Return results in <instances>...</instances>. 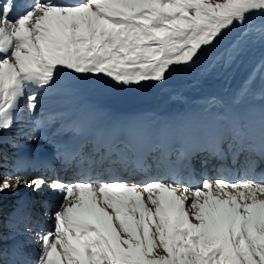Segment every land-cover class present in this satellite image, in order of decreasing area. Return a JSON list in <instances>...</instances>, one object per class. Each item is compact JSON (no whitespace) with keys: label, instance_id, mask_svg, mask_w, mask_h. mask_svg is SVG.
<instances>
[{"label":"snow or ice","instance_id":"obj_1","mask_svg":"<svg viewBox=\"0 0 264 264\" xmlns=\"http://www.w3.org/2000/svg\"><path fill=\"white\" fill-rule=\"evenodd\" d=\"M256 17L264 18V0H28L23 8L0 0V132L89 78L164 82L241 28L237 53L253 33L264 40ZM258 135L264 158V109ZM240 136L234 121L233 138ZM233 147V163L254 150ZM63 155V167L78 177L72 182L27 171L0 179V193L23 186L62 195L45 211L53 227L41 226L33 240L34 264H264V172L255 171V160L239 173L221 164L210 178L205 159L197 179L190 156L183 176L163 157L153 173L141 156L123 151Z\"/></svg>","mask_w":264,"mask_h":264},{"label":"rangeland","instance_id":"obj_2","mask_svg":"<svg viewBox=\"0 0 264 264\" xmlns=\"http://www.w3.org/2000/svg\"><path fill=\"white\" fill-rule=\"evenodd\" d=\"M262 24H264V18L256 17L254 27H259ZM242 31L241 28L235 29L224 42L211 49L196 66L191 68L176 67V70L167 74V79L164 82H144L140 85L122 86L115 84L108 78H89L85 87L91 91L87 94H83V91L81 94L80 89H78L68 94L45 98L43 109L38 108L37 110V114H40L44 124L47 125V129L42 135L44 141L60 143L61 138L65 137L61 134L66 131L69 132L76 126L79 115L86 114L88 108L83 106L100 110L104 106L110 110L107 112L115 113L112 117L115 119L117 116V121H123L129 115L150 113L155 114L152 118H163L164 115L170 114V119L175 122L180 120V116L188 112L193 116L200 115L199 120L205 121L207 116L214 112L218 120L221 121L219 124L222 122L228 124L226 131L229 135L221 142L222 153L225 152L227 155L225 156L228 157L227 161L223 162L226 165L225 167L228 168L227 165L230 163L231 157L233 158V145H238L236 139L230 138V134L233 132V125L230 124L231 110L236 111V108L242 109L248 103H262L264 101V40L257 39L256 34L253 33L247 38V43H242L241 50L233 53L232 45L240 38ZM242 93L240 102L233 103L234 99ZM74 97H76V100H74ZM85 99L88 102L84 105L81 104V101ZM77 109H80L79 112H77ZM224 116L228 118L223 119ZM184 122L188 123L185 119ZM33 127L35 126L27 128ZM241 128L245 129V124H241ZM22 129L24 130L26 127L21 129L13 127L10 131L0 132V179L4 178L5 173H9L11 170L10 173L13 172L12 168L20 162L18 158L24 152L23 150H26L25 147L36 143L34 138L23 137ZM5 136L7 137L6 141ZM55 137L59 138L56 140ZM45 147H48V145H45ZM120 150L125 152L122 146ZM209 151L206 153L200 152L196 156L202 154L200 159H205L209 155ZM157 153L158 150H155L151 155L156 154V156H151L148 159L149 164L152 165V172H155ZM252 154L253 152L247 151L239 154L236 162L238 163L237 170H243L249 160L257 162L256 168L262 166V160L256 157L255 153V155ZM184 155L182 150L173 148L169 154V161L173 162L178 159L183 161ZM211 157L213 156L210 155V159ZM214 159L215 157L212 160ZM198 160L194 158L195 162L193 164L196 177H199L202 171L201 162L203 160ZM46 169L49 171V166ZM208 169L210 170L209 167ZM57 170L54 169L51 176L58 174ZM184 173L185 171L181 172L180 175H184ZM44 175H48V173ZM209 177L214 178L215 176L210 175ZM136 178L140 179L141 177ZM16 191L15 196L9 198L7 204L2 201L0 193V247L5 249L0 251V264H7L6 260L12 257L10 254L12 251L9 252L8 245L15 240V237L10 236H15L14 234L19 230H26V228H30L35 233L38 232L41 226L38 223V218L39 222L40 219H42V222H46L47 227H53L52 224H54V220L45 215L46 208L50 205L46 206L44 204L43 207L41 206L42 209L37 210L40 208L38 202L35 203V207H29L32 204L23 207L26 210L22 211L27 214L31 213L34 216L33 222L35 223L32 222L29 226L26 225V228L14 224L17 221V213L22 210L21 202L20 200L17 202L16 198L20 199L19 197L24 194L25 188L20 187ZM47 192H50V189ZM49 203L52 204L53 202L49 200ZM59 203L60 201L55 202L56 205ZM51 210L54 212L55 208ZM40 214L43 215L42 218L39 217ZM25 217L28 216L19 214V219L26 221ZM35 233L33 235H36Z\"/></svg>","mask_w":264,"mask_h":264},{"label":"bare ground","instance_id":"obj_3","mask_svg":"<svg viewBox=\"0 0 264 264\" xmlns=\"http://www.w3.org/2000/svg\"><path fill=\"white\" fill-rule=\"evenodd\" d=\"M16 3L21 8H23V6L28 3V0H16ZM78 89H80L81 94L82 91L83 94H87L91 91L87 87H80ZM74 100H76V97H74ZM87 102L88 100L85 99L81 101V104L84 105ZM83 107L88 108L86 114L79 115L80 117H77L78 123L76 124V126L69 132L66 131L61 134L65 135V137L61 138L60 143L56 141H51L52 143L44 141L42 135L47 129V125L44 124V120L41 118L40 114L32 116L27 113H22L21 115L23 118L14 125V128L21 129L26 127V129H22V136L29 138L34 137V141L36 143H32L28 147H25L26 150H23L24 152L19 157L20 159L18 158L20 162H18V164H16V166L12 168V174H19L21 176H24L25 172L27 171L31 173V178H37L42 175L50 177L52 171L54 169H58L57 173L60 175L62 174V177H60L61 180L72 182L78 179V177L74 176L72 169L63 167V154L67 153L69 155H72L76 153H82L85 155H95L97 153V150H99L100 153L106 152L109 149H111L113 152L121 151V146L125 150V153L127 152L129 156H141L146 166L150 165L148 159L151 156H156V154H151L155 150H158V157H155V163L157 162L158 158L163 157L166 162L172 165L176 170H178L179 173L185 171L183 176H188L190 174V170L184 167V165L188 163L187 157L189 156L191 160V171L194 175V158H197L199 160H208V167L210 168L208 172L209 176H215L216 173L212 171V169L214 167H219L221 164H224V162H226L228 159L225 152L224 154L222 153L223 147H221V142H223L229 135L227 133L228 131H226V127L228 126V124L227 122H222L221 124H219L221 121L218 120L214 112L208 115L205 121L199 120L200 115L193 116V114H191L190 112L186 113L183 116H180V120L175 122L170 119V114L164 115L163 118H152V116H155V114L150 113L129 115L126 119L124 118L125 120L117 121V116L115 119L114 117H112L115 113L107 112L109 109L104 106L102 110L95 108L91 109V107L89 106ZM261 109H264V101H262V103H248L244 108H236V111L231 110L230 112V124L233 125L234 121L238 122L241 132V136L239 138H236V142L238 143L237 146H239V144L241 143L245 145H252L254 150L250 152H253V154L255 153L256 157H259L262 160V166L255 168V171L257 173L264 172V158H261V156L258 154L260 150L258 124ZM79 110L77 109V112H79ZM120 117L123 118L122 116ZM184 119L188 122L187 124L186 122H184ZM41 121L43 123H40ZM241 124H245L246 128L242 129ZM31 126L35 127L27 128ZM58 138L59 137H55L54 139L57 140ZM230 138H233V132L230 134ZM45 145H48V147H45ZM102 148H104L105 150ZM173 148H178L179 150L183 151V155L185 154L183 156V161L179 159L173 162L169 161V154L171 149ZM207 151H209V155L206 156L205 159H200L202 154L201 156H196L200 152L206 153ZM213 151H219L220 153H222L223 159H221L220 157L218 158V156H213L215 157L214 160H212L213 157H211L210 159V153ZM236 162L233 163V158L231 157V161L227 166L228 168H231L233 172L239 173L242 170H237L238 163ZM47 166H49V171L46 169ZM224 166L226 165L224 164ZM45 173H48V175H44ZM69 175H71V177H69ZM196 178L199 179V177ZM24 188V194L19 197L20 199L16 198L17 202L18 200H20L22 210L17 213V221L14 223L16 225H21V227L26 228V225L29 226V224H31L34 220V216L31 213L27 214L22 212L23 210H26V208L23 209V207L31 204L32 205L29 207H35V203L38 202L40 204V208H38L37 210H39L42 209L44 204L46 206L52 205L53 203L50 204L49 200L54 203L62 201V195L58 192H53L52 190H50V192H47L49 189H46L38 193L34 192L31 188ZM16 193L17 191H4L3 193H1L2 201L7 204L9 198L15 196ZM52 208L55 207L53 206ZM19 214H25V216L27 215L28 217H25L26 221L23 219H19ZM42 216L40 214L39 217L42 218ZM21 218H23V216H21ZM41 220L42 219H40L39 222L38 218V223L41 226L47 227L46 222H42ZM18 232L14 234L15 236H10L15 237V240L8 245L9 252L12 251L10 252L12 257L8 258V261L6 260L7 264H14V262L15 264H21V260L25 257L31 261L32 259L34 261L37 259L39 245L33 242V239H35L33 237L36 236L33 235L35 231L28 232L24 229L19 230ZM3 249V247H0V251H3Z\"/></svg>","mask_w":264,"mask_h":264}]
</instances>
